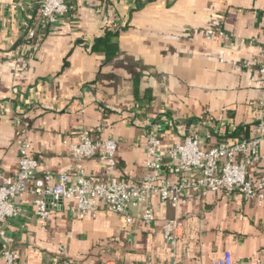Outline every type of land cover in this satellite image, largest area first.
<instances>
[{"label": "crops", "instance_id": "1", "mask_svg": "<svg viewBox=\"0 0 264 264\" xmlns=\"http://www.w3.org/2000/svg\"><path fill=\"white\" fill-rule=\"evenodd\" d=\"M37 2L0 0V174L15 170L25 139L38 174L73 175L66 143L85 129L93 141H117L112 175L135 181L156 122L164 143L179 142L185 123L207 148L252 136L264 119V0H69L67 13L24 38ZM259 150L248 170L254 182L264 141ZM83 167L91 181L109 179L97 156ZM33 198L31 190L16 197L19 213L3 225L15 264H211L227 250L236 264L264 258V203L238 192L189 187L177 203L153 197L151 222L136 209L127 220L101 201L94 215L63 206L42 219ZM173 218L184 232L174 247L164 238ZM4 247L0 239V264Z\"/></svg>", "mask_w": 264, "mask_h": 264}, {"label": "built area", "instance_id": "2", "mask_svg": "<svg viewBox=\"0 0 264 264\" xmlns=\"http://www.w3.org/2000/svg\"><path fill=\"white\" fill-rule=\"evenodd\" d=\"M38 17L23 35L33 38L37 27L48 26L71 9L69 0H38ZM222 35V31L217 32ZM207 30L206 36L212 37ZM264 54V53H263ZM262 77V96L259 105L264 110V61L258 66ZM147 133L146 172L135 181H119L112 172L115 168V153L118 143L114 139L91 140L85 129L79 132L77 141L65 142L75 161L73 175L59 173L56 180L50 172L37 173L38 160L30 153V143L22 140L19 145V159L15 170L9 175L0 174V239L5 243L1 254L5 264H15L17 255L8 244L3 225L15 218L19 209L15 198L31 190L34 194L35 213L44 219L52 207L65 206L77 217L94 215L99 202H103L113 212L130 220V210H138V216L145 222L155 218L152 199L177 203L180 194L189 187H200L213 192L225 190L238 192L244 198L264 203V172L254 182L248 175L249 168L260 158V144L264 141V119L252 124L253 135L234 138L229 142L203 147L198 133L185 123L177 129L184 133L176 143L166 144L161 124H152ZM97 156L105 164L107 181H91L83 167L85 159ZM183 222L169 219L164 224V238L172 247L183 237ZM63 253L64 248H59ZM252 262L264 264V258ZM232 253L222 251L211 264H236ZM74 264H82L75 262ZM133 264V263H124ZM138 264H155L150 258Z\"/></svg>", "mask_w": 264, "mask_h": 264}]
</instances>
